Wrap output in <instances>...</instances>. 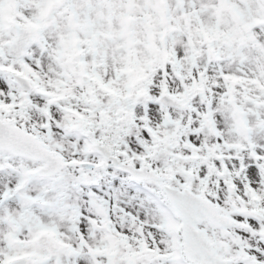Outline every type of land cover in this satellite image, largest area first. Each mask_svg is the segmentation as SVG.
Segmentation results:
<instances>
[{"label":"snow or ice","instance_id":"snow-or-ice-1","mask_svg":"<svg viewBox=\"0 0 264 264\" xmlns=\"http://www.w3.org/2000/svg\"><path fill=\"white\" fill-rule=\"evenodd\" d=\"M0 264H264V0H0Z\"/></svg>","mask_w":264,"mask_h":264}]
</instances>
